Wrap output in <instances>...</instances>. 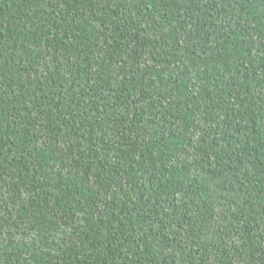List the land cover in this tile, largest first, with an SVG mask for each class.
Here are the masks:
<instances>
[{
    "label": "trees",
    "instance_id": "trees-1",
    "mask_svg": "<svg viewBox=\"0 0 264 264\" xmlns=\"http://www.w3.org/2000/svg\"><path fill=\"white\" fill-rule=\"evenodd\" d=\"M0 264H264V0H0Z\"/></svg>",
    "mask_w": 264,
    "mask_h": 264
}]
</instances>
